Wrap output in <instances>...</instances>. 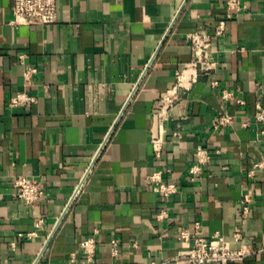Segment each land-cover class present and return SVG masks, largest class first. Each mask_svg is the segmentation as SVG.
<instances>
[{"label":"crops","instance_id":"1","mask_svg":"<svg viewBox=\"0 0 264 264\" xmlns=\"http://www.w3.org/2000/svg\"><path fill=\"white\" fill-rule=\"evenodd\" d=\"M13 3L0 0V264H91L87 238L94 264H177L192 248L180 233L197 227L264 246V168L249 176L264 161V0H242L213 37L215 69L185 81L161 131L153 114L193 61L188 35L214 34L227 0H59L46 27L13 25ZM22 94L33 102L12 107ZM225 113L233 124L216 127ZM199 147L211 160L192 175ZM157 172L177 194L145 187ZM21 176L45 181L36 205L17 200ZM241 264H264V251Z\"/></svg>","mask_w":264,"mask_h":264},{"label":"built area","instance_id":"2","mask_svg":"<svg viewBox=\"0 0 264 264\" xmlns=\"http://www.w3.org/2000/svg\"><path fill=\"white\" fill-rule=\"evenodd\" d=\"M13 2V25L46 27L57 23L59 0H13ZM244 8L245 5L242 0H227V14L224 19L218 22L214 34L191 33L188 35L191 40L193 61L187 64L185 69L179 73L177 83L163 95L158 109L154 112L153 122L157 130H163L171 110L179 100V92L186 89L185 81H196L199 76H207L215 69L216 63L213 61L212 55L213 37L224 36L228 31V21L235 19ZM32 72V70L28 71L26 76L29 77ZM223 98L226 100L230 99L231 93L224 91ZM31 102H33L32 98L22 94L12 99L11 106L16 107ZM238 102L244 105L242 101ZM234 120L233 115L225 113L218 118L216 127L230 126ZM255 120L261 134L264 135L263 107L258 106ZM160 142L159 134H155L154 145L158 155L160 154V148H158ZM195 156L197 163L191 168L192 175L201 174L202 166L210 163L211 160V155L202 147H199ZM263 168L264 161L254 164L249 176L254 177L257 171ZM150 186H153L154 192L162 199H168L178 193V186L175 183H165L161 172L153 173L146 178L145 187ZM14 187L17 200L25 202L27 205H36L45 197V181L36 177L21 176L15 181ZM251 202L250 195H246L243 207L244 219L250 214ZM166 216V211L162 210L157 215V221L162 222ZM42 224L43 221H39L38 225L41 226ZM32 236L33 234L27 235L28 238ZM179 238L185 242H192V248L186 255L177 258V264H241L247 258L256 256L264 251V246L261 249L248 247L244 243L243 231L239 228L235 230L231 241L219 234L205 237L199 227L196 228L195 233L183 230ZM232 243L238 246L234 248ZM110 246L112 255L117 257L120 253L118 241L113 239ZM80 250L88 262L91 264L95 263L98 250V243L95 238L83 240L80 244Z\"/></svg>","mask_w":264,"mask_h":264}]
</instances>
